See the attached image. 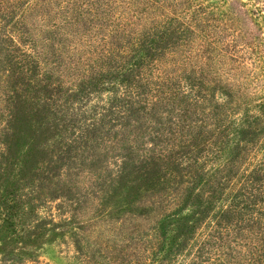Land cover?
<instances>
[{
    "label": "rangeland",
    "instance_id": "374dc122",
    "mask_svg": "<svg viewBox=\"0 0 264 264\" xmlns=\"http://www.w3.org/2000/svg\"><path fill=\"white\" fill-rule=\"evenodd\" d=\"M204 10L205 37L187 31L206 48L201 69L214 94L207 92L199 101L203 113L196 108L203 114L205 133L196 136L199 142L206 139L203 151L187 149L179 135H170L174 127L168 131L172 126L164 116L160 122L169 134L162 136L152 133L143 118L107 122L108 127L88 133L73 131L70 120L82 115L72 96L42 119L41 129L18 135L1 121L5 114L0 102V194L9 208L0 220V264H160L152 256L161 248V214L177 200L172 187L189 180L185 174L195 167L178 157L201 153L202 168L196 172L206 171L214 183L255 181L251 177L257 174L256 163L264 160V134L240 153L237 168L218 159L221 153L212 142L220 139L222 117L243 118L245 108L254 115L264 113V0H205ZM198 66L193 61L190 73L199 74ZM224 87L244 91L225 114L218 105L219 88ZM198 117L191 115L195 121ZM228 170L235 173L228 177ZM260 173L258 183L264 182V171ZM225 203H218L215 221ZM189 213L184 209V215ZM252 215L246 210L234 213V232H224L221 238H209L219 231L208 232L201 225L186 244L173 246L165 264H264L256 261L260 247Z\"/></svg>",
    "mask_w": 264,
    "mask_h": 264
},
{
    "label": "trees",
    "instance_id": "16d2710c",
    "mask_svg": "<svg viewBox=\"0 0 264 264\" xmlns=\"http://www.w3.org/2000/svg\"><path fill=\"white\" fill-rule=\"evenodd\" d=\"M204 9L205 0H0V102L5 114L1 121L7 129L18 130V135L25 129L39 130L42 119L54 113L60 100L72 96L80 103L77 109L82 115L70 120L73 131L88 133L108 127L107 122L143 118L152 133L162 136L174 127L170 135H179L187 149L202 150L206 139L199 142L196 137L204 132L198 103L207 92L214 94L201 69L206 48L187 31L205 37ZM193 61L200 64L199 74L189 71ZM219 89L221 104H216L225 114L244 91ZM243 114V118L222 117L220 139L212 142L216 153H221L218 159L234 168L240 153L250 150L264 134L263 112L254 115L245 108ZM191 115L199 117L195 121ZM162 116L172 126L169 132L162 128ZM191 139L195 140L183 143ZM177 159L194 162L195 167L185 174L189 180L171 189L177 200L161 214L158 227L163 238L154 261L170 262L173 246L186 244L201 225L208 232L219 231L209 233V238L233 233L232 215L243 210L253 214L258 252L264 250V182H257L264 160L256 163L257 174L251 177L255 181L231 186L211 182L206 171L196 172L202 168L201 153ZM234 173L228 170L226 176ZM0 196V220H4L9 208L5 195ZM224 201L218 207L221 217L215 221V209ZM184 209L190 213L184 215ZM258 252L256 261L262 263L264 252Z\"/></svg>",
    "mask_w": 264,
    "mask_h": 264
}]
</instances>
